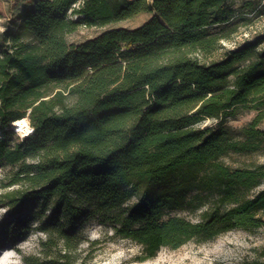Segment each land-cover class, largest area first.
<instances>
[{
	"label": "trees",
	"instance_id": "1",
	"mask_svg": "<svg viewBox=\"0 0 264 264\" xmlns=\"http://www.w3.org/2000/svg\"><path fill=\"white\" fill-rule=\"evenodd\" d=\"M232 1L36 0L22 14L29 40L0 50V165L11 168L0 187L16 186L0 193V250L28 236L32 213L44 239L23 264H80L74 228L88 216L138 244L139 262L233 229L264 230V163L221 162L264 150V35L213 57ZM142 13L152 16L136 28L67 40L81 23ZM242 110L255 115L233 140L224 122ZM25 117L31 134L11 146V124ZM205 119L218 122L199 127ZM205 204L196 222L168 216Z\"/></svg>",
	"mask_w": 264,
	"mask_h": 264
},
{
	"label": "rangeland",
	"instance_id": "2",
	"mask_svg": "<svg viewBox=\"0 0 264 264\" xmlns=\"http://www.w3.org/2000/svg\"><path fill=\"white\" fill-rule=\"evenodd\" d=\"M35 1L0 0V50H9L15 40H29L24 32L21 16ZM230 5L233 15L225 26V31L222 33L225 38L220 39L219 48L213 54L214 58H220L225 50L234 49L245 40L264 35V0H233ZM66 16L70 20L80 19L72 10H68ZM151 16L150 13H142L131 20L105 27L81 23L74 32L67 35V40L71 43H79L110 28H136ZM254 115L255 112L242 110L235 116L226 118L224 128L228 137L233 140H243L242 129L250 123ZM217 122L205 119L199 127L215 125ZM257 128L264 131V120ZM10 140V145L13 146L20 142L21 136L12 132ZM221 162L231 168L251 167L264 163V150L252 153H229L221 158ZM10 169V167L0 165L1 187L7 183L5 175ZM1 187L0 193L16 188V186L4 189ZM259 188L249 192H239V195L241 197L252 196ZM208 206L209 204H205L197 209L185 207L170 212L168 216H177L196 222L201 219L203 211ZM4 216L5 209L0 208V220H3ZM37 224L38 221L33 213L30 214L27 222L30 229L28 236L14 245L7 243L0 250V254L5 255V264H23L22 255H39V241L44 239V234L35 230ZM74 230L81 239L75 255L77 263L80 264H264V256L261 254L264 248L263 229H233L209 241L191 240L175 250L162 248L153 258L144 262L137 260L141 254V247L128 239L114 236L109 223H103L97 218L88 216L77 224Z\"/></svg>",
	"mask_w": 264,
	"mask_h": 264
},
{
	"label": "bare ground",
	"instance_id": "3",
	"mask_svg": "<svg viewBox=\"0 0 264 264\" xmlns=\"http://www.w3.org/2000/svg\"><path fill=\"white\" fill-rule=\"evenodd\" d=\"M13 131L17 133L21 137H26L31 134V127L27 124V119H19L14 122H12ZM4 252V251H3ZM5 255L0 254V264H5L4 262Z\"/></svg>",
	"mask_w": 264,
	"mask_h": 264
},
{
	"label": "built area",
	"instance_id": "4",
	"mask_svg": "<svg viewBox=\"0 0 264 264\" xmlns=\"http://www.w3.org/2000/svg\"><path fill=\"white\" fill-rule=\"evenodd\" d=\"M79 4H80V1H78V2L75 3V4H73L72 7H78ZM26 119H27V118H26ZM27 124H28V126H30V124H29V122H28V119H27ZM31 130H32V128H31ZM15 134H17V133H15ZM17 135H18V134H17ZM1 137H2V133H1V131H0V139H1ZM21 138H23V137H21Z\"/></svg>",
	"mask_w": 264,
	"mask_h": 264
}]
</instances>
